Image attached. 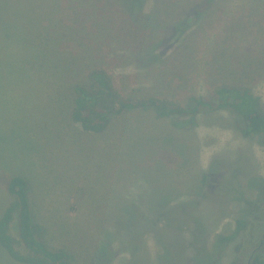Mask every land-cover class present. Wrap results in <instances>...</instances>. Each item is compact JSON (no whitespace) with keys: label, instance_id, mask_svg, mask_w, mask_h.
<instances>
[{"label":"rangeland","instance_id":"1","mask_svg":"<svg viewBox=\"0 0 264 264\" xmlns=\"http://www.w3.org/2000/svg\"><path fill=\"white\" fill-rule=\"evenodd\" d=\"M205 1L147 0L133 18L119 0H0L38 52L22 63L0 53V208L7 175L20 171L45 239L69 251L71 264H252L264 206L248 216L250 231L213 245L236 227L234 184L245 191L250 174L264 178L263 138H245L226 110L202 111L192 127L150 108L126 110L100 133L68 115L74 87L89 85L96 69L126 98L183 105L191 96L214 99L217 87L230 85L250 89L264 111V0H214L207 8ZM201 7L200 17H188ZM206 170L217 188L204 198L194 192ZM167 198L178 204L156 225L151 209ZM147 214L145 222H126ZM201 221L211 263L190 244L187 230ZM0 264L23 263L0 246Z\"/></svg>","mask_w":264,"mask_h":264},{"label":"trees","instance_id":"2","mask_svg":"<svg viewBox=\"0 0 264 264\" xmlns=\"http://www.w3.org/2000/svg\"><path fill=\"white\" fill-rule=\"evenodd\" d=\"M119 2L133 18H136L144 13L143 8L147 0H119ZM213 2L214 0H207L203 4L208 7ZM203 10H198L195 14L191 12L188 17L197 19V17L201 16ZM26 16L24 15L23 17L24 21H28L25 20L27 19ZM32 23L35 24L34 19ZM14 24L15 20H11L8 13L0 11V53L4 54L3 56L7 63H11V61L12 63L26 62L35 56L34 54L38 53L36 51L37 44L33 39L28 38L27 33L21 28H15L16 24ZM26 27L28 26L25 25L24 29ZM11 47L18 48L17 56H14ZM155 49L154 47L151 51ZM26 51H28V54H25ZM88 79L90 80L89 85H77L74 87V97L68 106L69 117L87 132H103L114 116L126 110L137 108L153 109L158 117L171 118L176 126L192 127L198 123V115L202 111L209 109L211 111H229L238 121L239 131L245 138L261 137L264 139V111L259 105L260 98L255 96L248 88L221 85L216 88L214 99L207 100L202 96H191L187 103L182 105L181 103L156 96L142 100L126 98L117 91L112 80L103 70H93L89 74ZM260 143L264 144V140H261ZM7 177V183L4 188L5 195L1 196L5 201L3 202L4 207L0 208V246L12 259L23 264H71L74 256L64 248L51 247L44 237L43 226L35 220L29 197L31 185L27 176L19 171L11 173ZM249 177L251 178V183L248 189L242 191V182H239V184L237 182L229 192L231 197H234V195L239 196V199H236L238 202L234 199L232 202L239 207L237 210L239 217L236 218V227L231 233H221L215 236L213 250L218 246L231 244L238 239L237 237L241 233L244 235L250 231L253 225L250 224L249 226L248 216L252 213L255 216V213L260 210L259 208L262 209L264 206V178L251 174ZM213 180H216V178L212 177L210 171H204L197 181L199 190L195 191L194 194L205 198V191L217 188H211L210 183ZM199 202L200 200L193 203V210L188 212H198ZM169 204L177 206L178 203L172 202L169 198L166 200L161 199L154 209H151L152 211L155 208L157 209V216L153 218V223L159 225V216L162 214L169 215ZM157 206H160L159 210ZM149 216L150 214H147L141 219L139 217L136 218V216L135 218L129 216L126 222L128 225H132L134 222H145ZM257 218L264 220V213L257 214ZM200 229L204 230V235H201ZM187 231L191 233L192 237L190 244L197 247L196 250L199 254L203 253L205 255V261L213 262L214 259L212 254H210L211 250L208 248L209 245H207L208 229L204 222L201 221L200 227L194 224ZM125 233L128 234V230ZM160 245L161 248H166V243ZM202 245L204 246V251L202 250ZM125 248L129 249L128 247ZM234 248L238 250L241 247L236 245ZM221 251L222 248L220 249ZM250 255L252 264H264V235L259 239L258 246L253 248ZM217 262H221V258L219 261L216 260V264H218Z\"/></svg>","mask_w":264,"mask_h":264}]
</instances>
